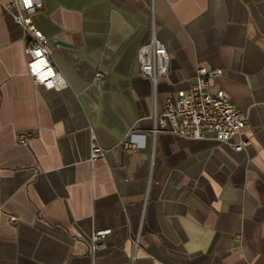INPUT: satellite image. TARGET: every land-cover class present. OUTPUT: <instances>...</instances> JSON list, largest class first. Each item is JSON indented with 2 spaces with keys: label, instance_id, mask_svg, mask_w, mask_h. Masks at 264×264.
I'll return each mask as SVG.
<instances>
[{
  "label": "crops",
  "instance_id": "crops-1",
  "mask_svg": "<svg viewBox=\"0 0 264 264\" xmlns=\"http://www.w3.org/2000/svg\"><path fill=\"white\" fill-rule=\"evenodd\" d=\"M10 1L0 0V264H264V0H40L33 21L59 89L28 74ZM152 32L169 54L155 88L137 61ZM199 65L222 69L209 91L246 116L231 140H247L240 150L152 131ZM22 131L37 135L19 143ZM130 136L135 150L122 146Z\"/></svg>",
  "mask_w": 264,
  "mask_h": 264
},
{
  "label": "built area",
  "instance_id": "built-area-1",
  "mask_svg": "<svg viewBox=\"0 0 264 264\" xmlns=\"http://www.w3.org/2000/svg\"><path fill=\"white\" fill-rule=\"evenodd\" d=\"M13 19L24 32V51L27 55V70L36 85L47 89L63 88L66 83L55 70L48 48V39L34 23L33 14L42 7L40 0H11L6 4ZM139 72L150 80L153 88L158 80L169 72V54L165 43L154 32L137 50ZM222 74L218 67L197 66L189 87L181 89L173 98L168 97L160 113L154 114L153 133L166 130L177 136L192 140L212 138L219 142L231 143L240 150L246 139L232 143L234 137L240 136L246 123L245 114L229 99L223 90L209 91L210 80ZM101 77V72H96ZM35 131H22L17 134L19 143H26L35 137ZM123 148L135 150L138 142L132 137L122 142ZM101 155L100 149L92 143L91 158ZM14 221L15 216H10ZM110 228L93 230L91 233V250H96L101 241L110 234Z\"/></svg>",
  "mask_w": 264,
  "mask_h": 264
}]
</instances>
